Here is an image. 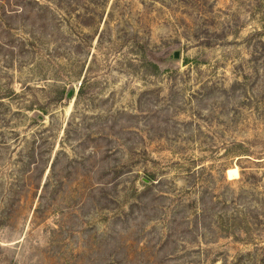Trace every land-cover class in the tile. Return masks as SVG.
<instances>
[{
    "label": "rangeland",
    "instance_id": "rangeland-1",
    "mask_svg": "<svg viewBox=\"0 0 264 264\" xmlns=\"http://www.w3.org/2000/svg\"><path fill=\"white\" fill-rule=\"evenodd\" d=\"M0 264H264V0H0Z\"/></svg>",
    "mask_w": 264,
    "mask_h": 264
},
{
    "label": "water",
    "instance_id": "water-1",
    "mask_svg": "<svg viewBox=\"0 0 264 264\" xmlns=\"http://www.w3.org/2000/svg\"><path fill=\"white\" fill-rule=\"evenodd\" d=\"M179 56H180V52L179 51L174 53V58H179ZM72 94H73V91L70 92L69 97H71Z\"/></svg>",
    "mask_w": 264,
    "mask_h": 264
},
{
    "label": "trees",
    "instance_id": "trees-1",
    "mask_svg": "<svg viewBox=\"0 0 264 264\" xmlns=\"http://www.w3.org/2000/svg\"><path fill=\"white\" fill-rule=\"evenodd\" d=\"M203 207H204V205H203ZM206 209H208V208H206V205H205V208H203V210H206ZM228 236H230V235H224L223 238L228 237ZM239 239L241 240V238H239Z\"/></svg>",
    "mask_w": 264,
    "mask_h": 264
}]
</instances>
